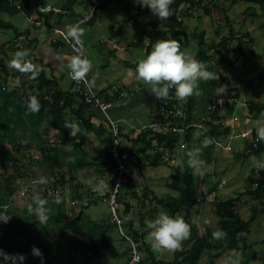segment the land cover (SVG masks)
Here are the masks:
<instances>
[{"label":"trees","instance_id":"16d2710c","mask_svg":"<svg viewBox=\"0 0 264 264\" xmlns=\"http://www.w3.org/2000/svg\"><path fill=\"white\" fill-rule=\"evenodd\" d=\"M75 1L68 0L62 8V10L72 12L70 15L72 20L67 24L68 26L81 20L95 5L94 0H88L86 5L88 10L82 15L73 10ZM110 1L101 0L95 8L93 18L85 21L80 26L94 25L97 13L103 9L105 3H110ZM209 1L213 2L212 4L216 7L220 6L216 0ZM243 1L259 5V9L254 6H249L245 10V13H249L254 17L261 16L264 18V0ZM201 2V0H173L170 8H174L177 11L180 10V15H183L180 7L181 4L185 3L188 7L186 11L187 9L203 8L205 13L209 15L211 13V7H204L201 5ZM237 2L238 0H233V4ZM23 5H28L27 0L23 2ZM10 7L11 3L8 0H0V15L6 12L17 11L16 7L13 6V9ZM143 10L151 13L148 7L143 8L139 5L138 11L142 12ZM138 15L139 13L136 14L134 20L138 18ZM226 23L229 28V33L222 36L219 33V29H217L215 34L219 37V40L217 42H210L206 38L205 31L200 33L198 28H195L191 32L183 29L184 21L180 16H173L165 23L163 19L154 16L148 23V28L143 30L138 36H135V40L131 42L130 46L143 47L147 42L146 47L149 53L158 39H175L179 42L180 48L188 47L192 40H197L198 46L193 59L204 63L206 70L213 71V75L218 76V79L199 81V86H197L196 90H198L197 93L201 94L203 101L218 104L219 99L225 94L224 92L227 93L225 95V98H227L232 95L234 90L230 88L227 91L217 94V88L224 90L225 80L223 77L225 76L222 72H214V68L221 62L233 65L234 62L231 61L232 55L236 51L238 55H244L242 46L244 44L252 45L254 43V38L250 34L239 35L234 29L232 21L230 22L228 15L226 16ZM0 25L2 27L7 26L4 25L3 21H0ZM262 29L264 31V24L262 25ZM15 34L20 40L15 49V53L21 50L28 52L30 56L25 58V62L31 63L33 69L30 71H20L15 68H10L8 63L0 60V170H4V173L0 174V212L4 213V208L7 206L8 213L11 216L7 223L0 222V248L5 252H11L16 247L21 250V254L28 253V251L32 254L31 250L35 245L42 250L46 258V264H73L75 261L80 260H83L84 264H92L93 261L101 257V251L105 247L108 248L110 246L111 241L107 236L111 229L118 230L126 243L128 240L125 235H129L134 240L141 242V249L143 245H147V241L143 239L148 231L141 233L135 228L136 216L138 217L140 227L146 230L145 220L156 217L158 209L156 205H159L164 207L165 211L170 214L182 216L190 224V235L182 242L179 249H175V258L173 261L166 262L157 259L154 253L147 249L148 255L145 258L142 255V260L138 264H203V255H208L210 264H213L221 255L228 251L246 255V258L240 264H249L250 261L259 259L256 250L253 248V244L250 242L249 236L251 235L252 223L256 221L260 213L262 214L264 212V207L261 210L258 208V204L264 205L263 176L254 175L247 177L246 190L235 197L222 200L215 195L213 199V211L219 218L218 225L221 230L220 234L215 235L210 229H206V232L201 234L199 227L191 218L190 210L204 203L207 200V195L216 192L218 184L212 185L206 194H201V183L203 181L201 174H193V170L187 163V153L198 150L200 158L204 161L203 167L212 161L217 140L222 134L227 135L230 133V128L224 127L221 123L222 115L218 110L211 112L213 121L204 120L202 128H190L184 136L179 133L163 134L156 132L151 127L143 128L136 135H132V133L124 134V130L121 127L120 132L128 140L124 143H130L131 145L129 152L136 151V157L139 160L136 169H139V178L142 179L133 180L129 176L126 181L120 183L116 193L117 203L119 204L118 211L123 220L122 231L124 234L119 230L118 224L111 221V209L110 214L100 219L101 221H95L92 216L91 218L87 217L85 215L86 210L94 203H97L99 195L92 194V188H87L82 181L78 180L77 173L87 166L98 164L100 159H90L86 148L89 144V134H95L101 140V143L105 145L101 156L108 158L113 146L112 132L106 125L105 120L104 124L102 122L96 124L92 121L96 116L103 117L100 111L94 110L81 96L72 92V89H64L57 77L52 75L48 76L45 67L39 65L37 60H33V51L35 48L32 45L33 41L29 38V32L20 31ZM234 41L236 42V46H232V42ZM82 43L84 45L83 41ZM62 45L64 44H60L57 41L52 44V47L59 53L62 50H58L57 47ZM100 51L102 52L101 48ZM110 55L113 56L112 52H110ZM216 56H219V58L216 59ZM110 65V61L106 58L103 68H107ZM131 66L136 68L135 64ZM88 78L91 80L90 77ZM13 79H15V82L12 85L9 80ZM205 87L208 88L205 89ZM94 88L97 91H101V94L105 95L109 100L120 96L121 88L117 86H110L104 90L97 88V86H94ZM130 90L132 91V88ZM173 94L174 89H170L167 98L161 100L156 98L154 94H152V98L158 104L159 101L162 103L166 102L167 108L175 110L178 100L171 98ZM30 96H36L38 99L39 111L31 112L27 109ZM235 97H240L238 90L235 93ZM186 99H188L187 106L189 110L188 117L184 123L191 124L196 121L200 122L198 116L193 113L194 94ZM226 103L229 104L228 102ZM248 108L250 114L255 117L261 116L264 119V103L255 101ZM203 109L202 113L204 114L205 108L203 107ZM75 120V123L80 128V132L75 137H72L69 134L70 129L64 125L66 122H74ZM217 120L219 122H216ZM49 129L58 131V137L61 138L60 142L56 138L50 137ZM20 131L26 137L31 133L37 138L36 150L38 153H41L42 162L46 164L45 168L42 169L44 170L43 174L41 171L34 169L40 163V159L37 154L32 153L31 145L19 139L18 133ZM133 133L136 132L133 130ZM182 137H184L185 142L183 154L184 166H172L175 172L174 178L178 182L167 183V186L178 192V195L175 197L167 195L163 199L151 189L147 179L143 181L145 180L143 178V171L147 167L157 168L161 165H167L168 162L165 159V155L169 153L171 156V154L177 151L178 143ZM256 138L258 141L253 145V141L256 142ZM154 140H156L155 145L153 144ZM204 141H208L206 146L203 143ZM248 142L249 149L247 151L250 152L247 155H254L256 157L264 153V140L258 138L256 131H253L252 138ZM28 150H30L29 153H27ZM66 154H70L68 160L65 158ZM170 156L168 158L171 160L172 157ZM241 157L238 156V158ZM107 163L109 165L106 168L98 170L100 173L106 174L111 171L112 162L108 159ZM9 169H11V172H9ZM49 175L56 176V180L53 182L62 186V189L67 192L68 199L64 200L63 198L57 203L56 199L41 195L36 196L39 198L44 197L46 206L51 209L47 222L40 223L36 216L30 215L27 212L28 205L33 204L34 199L29 198L23 209H21V212H19L20 209L18 207L14 206V201H16L15 198L27 199L26 196L19 197L18 195L22 181L40 179L41 177L46 178ZM138 181H142V183L147 182L142 186V196L138 192ZM66 184L71 187V190L69 189L70 192L66 190ZM111 185V190H113L115 183ZM85 192L88 193L87 197H89L87 201L84 200ZM129 195L140 202L137 208L127 200ZM109 196L110 193L106 194V196L103 195L104 200L108 202ZM243 197H249L252 201V215L250 219L243 218L239 211V205ZM150 202H155L156 205L147 209V203ZM68 204L73 206L79 205L81 207L79 212H76L77 210L75 208L71 210V218L65 209ZM185 211L186 213L183 214ZM83 222H87L86 225L88 227L91 225V229L89 227L87 234H83L78 239H73L69 242L66 234L67 230L75 234L80 229V223ZM30 232L39 234V241L25 245L23 240L27 239L28 241ZM262 243L264 244V238ZM57 244L58 246L55 248ZM49 248L51 249L48 252ZM120 254H129V259L130 247L127 246ZM261 261L264 264V252ZM28 264L34 263L30 259Z\"/></svg>","mask_w":264,"mask_h":264},{"label":"rangeland","instance_id":"374dc122","mask_svg":"<svg viewBox=\"0 0 264 264\" xmlns=\"http://www.w3.org/2000/svg\"><path fill=\"white\" fill-rule=\"evenodd\" d=\"M50 1L51 0H48V3H50ZM201 1L202 6L211 7V13L209 15L205 13L203 8L190 10L187 9L186 11V8L188 7L185 3H183L180 7V9L183 11V15H180V10L177 11L174 8H171V15L168 18L163 19V22H167L173 16H180V18H182L184 21L183 29L191 32L195 28H198L200 33L205 31L207 40H209L210 42H217L219 40V37L215 34L217 29H219V33L222 36H225L229 33V28L227 27L226 23V16L228 15L230 18V22L232 21L234 29L239 33V35L242 36L248 33L254 38V43L252 44L253 46L249 44H244L242 46L244 55H238L237 51L232 55L231 61L234 62L233 65H228L227 63L221 62L214 68L217 73L222 72L225 76L223 77L225 80V87L227 89L232 88L235 91L238 90L240 92V97L236 102V105L232 106L231 104H229L221 108L220 113L228 128H230L231 133L229 135L222 134V136L217 141L212 161L202 169L201 177L203 181L201 183V194H206L207 190L214 184H218L217 190L211 195H207V200L204 203L195 206L190 211L192 221L199 227L201 234H204L206 232V229H210L215 235H218L220 234L221 230L218 225L219 218L213 211V199L215 195L222 200L228 199L230 197H235L246 190L247 177L254 175L264 177V168H261L259 166L260 164H264V153L256 157L254 155H247L248 152H250L247 151L249 149L248 141H250V139L252 138L253 131H256L257 122L264 121L263 117H255L254 115L250 114L248 108V106L255 101L264 103V31L262 29L264 18H262L261 16L254 17L249 13H245V10L249 6H254L255 8L259 9L258 4L247 3L243 0H238V2L234 4L233 0H216L220 4V6L216 7L212 4L213 2H210L209 0ZM138 7L139 5L134 3V0H111L110 3H105L103 9L97 13L94 25H90V27L88 25H83L80 27L83 30L81 40L84 42V45L86 47V57L90 60L92 68L95 71L108 75H114L117 73H121L122 75L125 71H127L128 78L126 79H136L135 68H133L132 70L130 67L134 64L136 66L139 60L147 56V42L143 47H130L129 53L127 54V56H125V59H127L126 62L122 58L121 61H116L110 55V52L114 49L112 42L113 40L121 37L123 41H126L127 44L130 45L131 42L135 40V36H138L143 30H146L148 28V23L152 20V18H154L155 15H153L152 13H147L146 10L139 12ZM226 11H228V13H226ZM137 13H139L138 18L134 20ZM1 19L6 20L5 15H1ZM4 37V41L9 39V36L7 34ZM111 38L115 39L111 40ZM197 46V40H192L191 44L188 47L180 48V50L185 55L193 58ZM232 46H236L235 41L232 42ZM100 48H102V52L100 51ZM7 49L8 53H5V49L3 50L2 48H0V54L5 53L7 55L4 57L0 56V58L2 60H5L6 62L10 61V58L14 56V53L10 50V48ZM43 50V53H39L38 57L37 55H34V59L37 60V62L40 59L42 62H46V64H49V62L53 60L52 58L54 57L53 54L55 50L49 49V53H46L44 48ZM29 56L30 55L28 53L26 57ZM106 58L111 62V67L109 69L103 68L102 66ZM218 58L219 56H216V59ZM125 63L129 65H126ZM52 65L55 66L57 64L52 61ZM58 67L60 69L57 70L56 73H54L56 77H60L59 73L64 69L68 71L67 65L64 67V65L59 64ZM93 69L91 70V72H93V74L95 75L96 80L97 76ZM46 72L48 76L52 75L48 70H46ZM91 72H89L88 75L90 79L93 80L92 82L95 85L97 83L94 82V77H92ZM9 81L10 83H12V85L15 82L14 80ZM59 81L64 89H72L73 81L70 79L69 75H66L64 80L60 78ZM140 86V92H135L133 89L131 92L126 91V94L122 97L121 100H119L120 102H123L125 104V109L128 110L130 108V97L132 96L131 100L133 106L137 104L132 110L133 116L129 114L126 117V114H123L122 108H118V106H115V104L113 105V109L110 113L111 117L117 120L118 123L124 127L123 130L125 134L132 133L136 135L140 131H134L136 133H133V130H139V128L147 124L159 122L160 118L162 117L159 115L158 103L152 98V93L147 88H145L142 83ZM118 87L120 88V86ZM207 88L208 87H205V89ZM121 90L124 89L121 88ZM197 92L198 90H196V93H194L193 113L198 116L199 120H203V107L205 105V112L207 113L210 103L207 101H203L201 94ZM75 107H77V105H75ZM121 117H126V120L130 119V123L125 124V121H121ZM75 122L76 120L74 121V123ZM127 125H131L133 127H127ZM58 134V131H56L55 129H49L50 137L56 138L58 142H60L61 139L58 137ZM27 136L28 137H26L25 134L21 131L18 133L19 139H21L22 142H26L31 145L33 149L32 151L37 152V138L34 136V134L31 133H29ZM124 140L126 141L127 139L124 137ZM95 141L96 144L93 147L94 153H91L90 155L92 159L98 157L101 154L100 152H103V150L105 149V145L101 143L100 139L96 138ZM89 148L90 147L87 146V149ZM89 150H91V148ZM182 150L183 143L181 142L178 145L176 156H174L175 161L170 162L169 165L164 166V168L161 167L164 171L159 170L161 168L155 170L154 168H148L145 170L146 173L144 176L146 177L147 182H149L150 187L154 189L155 193L160 198L164 199L167 197V195L174 197L178 195V192L170 189L167 186V183L178 182V180L174 178L175 172L173 171L172 166H176L177 164H180L181 166L184 165ZM36 154L40 159V163L35 166L34 169L37 171H41L43 174L44 170L42 169L45 168L46 164L42 162L41 153L37 152ZM238 156L242 157L238 158ZM69 157L70 154L65 155L66 159H69ZM97 167L98 166H96V168ZM138 170L139 169H136V173L139 176ZM92 171L93 168L89 169L87 172ZM156 171L158 175L156 174ZM9 172H11V169H9ZM3 173L4 170H0V174ZM105 175L109 180L112 178L111 173L108 174L107 172ZM50 177L51 175L46 177L47 182H51L53 185L59 186V184L51 181ZM146 179L143 181H146ZM81 181L85 183L84 185L87 188H92V194L99 195V200L97 201V203L91 205L86 210L85 215L90 218L92 216L95 221L108 216L110 214V207L109 203L104 200L103 194L106 192L105 190L112 189V185L106 186L108 180L106 178H102V176H100L98 173L93 174V176L89 178H82ZM147 182H137L139 186L138 192L141 196V192L143 191L142 186ZM59 187L62 186L60 185ZM69 189L71 190L70 186ZM70 190L67 191L70 192ZM36 196L37 195H33L32 199L35 200ZM88 198L89 197L85 196L84 200L87 201ZM127 200L130 201V203L136 208L140 204L138 200L132 198L130 195L127 197ZM27 201L28 199H18L15 202V207H18L20 209L19 212H21V209H23ZM154 205H156L155 202L147 203V209L153 207ZM251 205L252 201L249 197L242 198L239 205V211L242 214L243 218L250 219L252 215ZM156 206L158 208L156 216L159 212L165 211L164 207L159 205ZM263 207L264 205L258 204L259 210H261ZM74 208L75 210H77L76 212H79L81 207L79 205L72 208L69 207L67 214L70 218L72 215L71 210H74ZM185 213L186 211L183 214ZM86 223L87 222L80 223V229L77 233L75 232V234L73 235L67 234L69 242L70 240L78 239L79 236L88 233L89 227L91 229V225H89L88 227ZM135 228L138 229V231L141 233L148 231L143 239L144 241H147V245H143L142 248L143 258L148 255L147 249H149L150 251L152 250L157 259H161L166 262H171L174 260L175 249H160L159 251H155L152 248L150 231L147 228H145L146 230H144L140 227L137 216L135 221ZM48 233L50 234V232ZM32 234L33 233L30 232L28 238V241L30 242H28L27 239L23 240L25 245L29 243H37L39 241V234H36L37 237L32 236ZM107 237L111 241L110 246L108 248L105 247L103 251H101V257L98 258V260L93 261L92 264H124L128 260L129 254L119 255V253L122 252V250L126 249L129 245L122 239V235L116 229H111L108 232ZM100 238L103 240L102 237ZM263 238L264 212L262 214L260 213L256 221L252 223V230L249 239L253 244V248L256 250L259 259L252 260L249 264H262L261 257L264 252V244L262 243ZM57 246L58 244L55 245V248ZM50 249L51 248L48 249V252ZM20 252L21 250L15 247L11 252L6 253L21 254ZM26 253L24 254L26 256V259L21 262V264H28L30 259L34 264H40L39 257L33 256V254H30L29 251L27 254ZM245 258V254L242 255L239 252L228 251L221 255V257L213 264H240ZM202 263L210 264L208 255H203ZM9 264H11V262H9ZM73 264H84V261H75Z\"/></svg>","mask_w":264,"mask_h":264},{"label":"clouds","instance_id":"9594fccd","mask_svg":"<svg viewBox=\"0 0 264 264\" xmlns=\"http://www.w3.org/2000/svg\"><path fill=\"white\" fill-rule=\"evenodd\" d=\"M134 3L140 5L141 7H148L151 13L157 16L159 19H166L171 15L170 6L173 3V0H134ZM82 31L83 30L80 28L79 24L69 25L67 27L65 38L71 39L76 44H80ZM27 55L28 53L26 51H17L9 62L8 66L20 71L32 70L33 65L31 63L25 62V57ZM68 67L70 69L71 78L78 82L83 81L84 84L89 88V90H91L92 85L87 79L88 73L92 70V64L90 60L83 54H76L71 57ZM214 71L216 72V70ZM135 73L137 81L141 82L145 86V88H147L152 94L155 95L156 98L161 100L169 96L170 89H174V94L179 100H185L187 97L195 93L199 81L218 79V76L213 75V71L206 70V66L204 63L185 55L180 50L179 42L171 38L156 40L154 46L147 54V56L138 61L135 68ZM223 88L224 90L222 88H217V94H220L223 91H227V88L225 86ZM234 92L237 93V91L235 90ZM224 93L225 94L222 95V98L219 99L218 104L213 102L217 105V108L215 110L220 111L223 106H227L229 104L234 106L239 100V97H235V93H232V95L227 98H225V95L227 93ZM226 102H228L229 104H227ZM213 103H210V105ZM27 109L31 112L39 111V102L36 96H30L29 102L27 104ZM203 116L204 118L202 122L204 120L213 121V118L210 120L207 118L208 112H205ZM216 122L219 121L217 120ZM221 123L224 127H228L223 120V117L221 118ZM155 124L156 123L147 124V126H145L144 128L151 127L156 132H159L158 129L155 128ZM64 126L70 129L69 134L72 137H75L80 132V128L77 123L66 122ZM142 129L143 128H141L140 130ZM185 134L181 135L184 136ZM256 134L260 140H264V121L257 122ZM181 142L183 143L182 152L184 154V137L180 139L179 143ZM203 143L206 146L208 141H204ZM153 144H156V140H154ZM29 152L30 150L27 151V153ZM32 152L34 154L37 153L35 151ZM176 152L174 154H171V156L169 153L165 155V159H167L168 162L167 165H169L170 162L175 161L174 156H176ZM187 155V163L188 166L193 170V174H202L201 170L204 166V161L200 158L199 151H189ZM169 156L172 157L171 160L168 158ZM259 166L261 168H264V164H260ZM50 180L54 181L56 180V177L51 175ZM27 181H22L21 183ZM38 182L43 185L47 183V180L46 178L41 177ZM110 191H106L103 195L106 196V194L110 193ZM43 198L44 197H41L40 199L39 197H36L34 203L29 204L27 207V212L30 215L36 216L37 220L40 223L47 222L49 213L51 211V209L46 206V202ZM15 200L17 201L18 198H15ZM16 201H14V206ZM56 202L59 203V196H57ZM71 206L73 207V205ZM5 211L8 215L0 212V222L3 223H7L11 217L8 213L7 206H5L4 208V212ZM145 225L147 229L150 230L152 248L155 251H159L160 249H179L182 242L186 240L190 235V224L186 222V220L182 216L173 215L167 211L159 212L154 219H146ZM31 251L33 256L40 258V264H46V258L44 257L42 250L39 247L34 245ZM25 259L26 256L24 254H9L6 253L2 248H0V264H9V262H11V264H21V262H23ZM128 260L125 263H127Z\"/></svg>","mask_w":264,"mask_h":264},{"label":"crops","instance_id":"0c3cea01","mask_svg":"<svg viewBox=\"0 0 264 264\" xmlns=\"http://www.w3.org/2000/svg\"><path fill=\"white\" fill-rule=\"evenodd\" d=\"M24 1H26V0H16L15 4L12 3L11 1H9L11 3L10 8L13 9L12 7L14 6L17 8L16 9L17 11L8 12V13L6 12V13L1 14V15H5L6 20L0 19V21H3L4 25H7V26L2 27L0 25V35H1L0 36L1 37L0 48H2L3 50L5 49V53H8L7 48H10V50L15 54V49L17 48L19 41H20L19 38L16 37L15 33L20 32V31L21 32H29V38L33 41L32 45H34L33 48H35L33 51L34 55H37V57H38L39 53H43V51H44L43 48L45 49L46 53H49V49L55 50V52L53 54L54 57L53 56H51V57H53L52 61H54L55 64H57V65L53 66L52 61H50L49 64L48 63L46 64V62H42L40 59L37 62L39 65L44 66L45 70H48L49 73L52 74V76H55L54 73H56L57 70L60 69L58 67V65L62 64V65H64V67L66 65L68 66L69 61H70L72 54H73L70 43H69L68 39L65 38L66 32H67V27H68L67 24H69V22L72 20V18H70V15L72 12L67 11V10H62L63 6L67 3L68 0H51L50 3H48V0H44V1L43 0H27L28 5H25V6L23 5ZM87 2H88V0H76L74 5H73V10L76 13H80L82 15L85 14L86 11L88 10V8L86 7ZM17 4L20 5L19 8L17 7ZM74 24H78V22H76ZM6 34L9 36V39L4 41V39H5L4 36ZM112 39H115V38H111V40ZM115 40H117V41H115ZM115 40L112 41L113 47H114V49L111 51L112 55H113L112 57L116 61H121V58H122L126 62L127 59H125V56H127V54L129 53V48L131 46L128 45L126 41H123V39L121 37H118ZM57 41H59L60 44H64L62 46L57 47L58 50H62V51H59V53L56 51L55 48L52 47V44L56 43ZM108 45H110V44H108ZM6 50H7V52H6ZM5 53L0 54V56L1 57L7 56ZM34 55H33V60H34ZM12 58H13V56L10 58V61ZM7 59H9V58H7ZM0 60H2V59L0 58ZM3 61L5 63L9 64V61L8 62H6L5 60H3ZM110 64H111V62H110ZM126 65H128V64H126ZM110 67H111V65L109 67H107V69H109ZM130 68L133 70L132 66ZM68 70H69V67H68ZM94 72L97 76L96 80H95V75L93 74V72H91V73H92V77H94V82L97 83V84H95L97 86V88L104 90L110 86H117V87L120 86V88L124 89V90H120V92L123 94L122 96H119L118 98L116 96L114 98V100H115L114 104H115V106H118V108H122L123 114L125 113L126 117L129 114L131 116H133L132 110L137 104L135 106H133L132 100H131L132 96L130 97V108L128 110L125 109V104L123 102H120L119 100H121L122 97L126 94V91L131 92L130 88H132L135 92H140L141 83L139 81H137V79H134V80L133 79L132 80L126 79V78H128L127 77V71H125L124 74H122V75H121V73H117L114 75L113 74L108 75V74H104V73H99L98 71H95V70H94ZM59 74H60V77H57V79L59 80L60 78H62L64 80L65 76L68 75V71H66L64 69ZM88 77H89V75H88ZM13 80L15 81V79H13ZM90 81L92 82L93 80H90ZM59 83H60V81H59ZM92 84L94 85L93 82H92ZM69 88H71V87H69ZM149 97H151V96H149ZM126 111H127V113H126ZM96 117H94L92 119L93 122H95L96 124H100L102 122L104 124V120H105L104 115L101 118H100V116H96ZM126 117L125 118L121 117L120 119H121V121H125V124H129L130 119L126 120ZM135 121H137V120H135ZM105 123H106V121H105ZM145 126H147V125H145ZM145 126H143L141 128H144ZM121 127L124 129V127L122 125H121ZM127 127H133V126L127 125ZM141 128H139V130H134V131L138 132V131H140ZM132 135H134V134H132ZM95 137H96L95 134H93V133L89 134V144L87 145L91 148V150H89L90 148L87 149L89 155H91V153H94L93 147L96 144L95 139L97 138V137L96 138ZM96 158H100L99 162H98L99 165L96 164V165H98V167L96 168V166L90 165V166L85 167L83 170H79L77 173L78 180L81 181L82 178H89V177H92L93 174L98 173L100 176H102V178H106L108 180L106 183V186L111 185L112 180L111 179L109 180L105 174L98 172V170H100L102 168H106L109 165L107 163V160L105 159V157H102L101 154ZM90 159H92V158L90 157ZM137 164H139L138 159H137L136 165ZM164 166H166V165H161L157 168H154V167L153 168L155 170V169H159L161 167L164 168ZM92 168H93L92 172H87L89 169H92ZM148 168H151V167H147L143 171V178L144 179H146V177L144 176L146 173L145 170ZM163 168H161L159 170L162 171ZM167 169H169V168H167ZM157 171H156V174L158 175ZM109 173L112 174L111 171H109L108 174ZM81 174H82V176H81ZM94 176H96V175H94ZM93 178H95V177H93ZM68 187H69V185L66 184L65 188L67 190H69ZM151 189L154 191L153 188H151ZM110 190L111 189H108L105 191H110ZM141 193L143 195V191ZM87 194L88 193L85 192L84 197L87 196ZM69 207L72 208V206L70 204H68L65 207L67 213H68ZM73 207H75V206H73ZM66 234L73 235L70 230H67ZM32 236H36L35 232H33Z\"/></svg>","mask_w":264,"mask_h":264},{"label":"built area","instance_id":"2783aa9c","mask_svg":"<svg viewBox=\"0 0 264 264\" xmlns=\"http://www.w3.org/2000/svg\"><path fill=\"white\" fill-rule=\"evenodd\" d=\"M15 4L16 0H9ZM95 5L90 10V12L87 13L86 16H84L81 20L78 21V24H84L85 21H89L93 18L95 14V8L99 5L101 0H94ZM17 7L19 8L20 5L17 4ZM70 43V46L73 50V55L76 54H83L85 56L86 49L83 45L82 41L80 44H76L71 39L68 40ZM68 75L70 79L73 81V87L72 92L77 93L79 96L83 98V100L92 106L94 110L100 111L104 115V119L107 123V126L110 128L112 132V151L110 153V156L106 160H110L112 162L111 166V172H112V183H115L114 189L110 191V196L108 197V202L110 209L112 211V222H116L118 224L119 230L122 231L123 226V220L119 213V204L117 203V190L121 182H124L127 180V178L130 176L133 180H142L139 178V176L136 173V151H133L132 153L129 152V149H131L130 143L125 144L124 142H127V140H124V137L122 135V132H120L121 125L118 123L117 120L113 119L110 115L111 110L113 109V105L115 103V100H109L105 97V95L101 94V91H97L94 88V85L89 80L88 76L87 79L89 80L90 84L92 85L91 90L84 84L83 81H75L70 76V69L68 71ZM120 96H122V93L120 92ZM171 98H175L178 100V104L175 106V110H171L166 107L167 103H162L159 101L158 104V112L159 115L162 116L160 118L159 122H156L155 126L158 127V131L162 132L164 134L169 133H179V134H185L188 129L190 128H202L203 122L202 120L200 122H195L191 124H186L184 121L188 117V106L187 102L188 99L185 100H179L175 94L171 96ZM217 108V105L215 103L208 106V116L207 118L210 120L211 112L214 111ZM258 139L256 138V142L253 141V145L257 143ZM33 153V152H32ZM137 177V178H136ZM39 179H32L27 182H23L20 185V190L18 191L19 197L26 196L27 199L32 198L33 195H41L47 198L51 199H57V196H59V201H61L63 198L64 200H67V192L62 189V187L53 185L49 182L46 184H40ZM5 214L6 211L4 212ZM8 215V214H7ZM124 234V233H123ZM127 237V244L130 247V259L125 264H138L142 259V249H141V242L134 240L131 236L125 235Z\"/></svg>","mask_w":264,"mask_h":264}]
</instances>
